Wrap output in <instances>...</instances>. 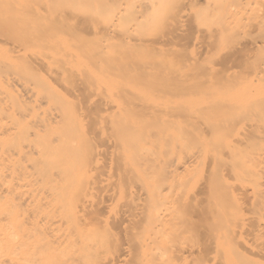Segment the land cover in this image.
I'll use <instances>...</instances> for the list:
<instances>
[{
    "label": "rangeland",
    "instance_id": "obj_1",
    "mask_svg": "<svg viewBox=\"0 0 264 264\" xmlns=\"http://www.w3.org/2000/svg\"><path fill=\"white\" fill-rule=\"evenodd\" d=\"M0 36V125L51 119L29 138L52 141L44 189L57 197H0V264H101L114 231L131 243L122 264H242V221L258 218L242 207L259 187L242 179V139L264 136V0H0ZM27 160L15 168L32 182ZM180 248L187 261L167 257Z\"/></svg>",
    "mask_w": 264,
    "mask_h": 264
},
{
    "label": "bare ground",
    "instance_id": "obj_2",
    "mask_svg": "<svg viewBox=\"0 0 264 264\" xmlns=\"http://www.w3.org/2000/svg\"><path fill=\"white\" fill-rule=\"evenodd\" d=\"M100 1H104L106 3L108 2V0H100ZM194 3L195 4H201L202 0H194ZM153 5H151V6H153ZM152 9H153V7H152ZM79 20H78V22H79ZM172 29H174V28H172ZM177 30L176 31L179 32L180 29H177ZM169 31L173 35H170L171 33H169V32L166 33V30H165V33L167 35H169L168 37H170L171 39L175 38L176 35L178 34L177 33L175 35V31L173 33L172 32L173 30L171 31V29ZM180 33L181 32H179V34ZM166 34H163V35H166ZM167 35H166V37H164V39L165 38L168 39ZM184 35L181 37H184ZM211 36H210V41L208 40L207 44H212V42L215 41V35L211 34ZM153 37H155V36H153ZM124 38H125V36H124ZM170 38L168 40H170ZM178 38H180V37H178ZM197 38L199 39V37H197ZM217 38H219V36ZM181 39L182 38H180L178 40H181ZM172 41H177V38L173 39ZM251 48L244 49V52L246 51L247 53H249L251 51ZM33 60L35 61L34 64L36 65L35 66L36 69H37V67H39V68L43 67L44 63H42V62H45L43 59L36 56L34 59H32V61ZM41 64H43V65L40 66ZM50 68H52V67H50ZM9 80H10L11 85L20 93L21 97H23L24 94L29 93L28 84L21 81L20 79H18L15 75L11 76ZM72 90H74V88ZM262 99L264 101V91L258 96V99H256L255 103H257L259 100H262ZM47 119H50V118H47ZM47 119H46V121H44L45 119H43V121H42L38 118L31 119L29 124H27L25 131H22L21 127L19 126L20 122H18V123L15 122L14 124L7 126V127L4 125H0V197H2L1 200L3 199L4 196L9 197L11 195H16L18 197V195L21 194V189L22 188L24 189V187H26L27 190H25V189L24 190L27 191L28 194H33V200L40 202V204H42L43 206L46 203H49L46 205H50L52 203H55L54 201L56 200L57 197L55 195V191L52 188L51 184H49L51 186V189H50V186L48 187L49 189L46 188L49 190L50 193H48V190H47L48 194H46V190L44 189V186L50 181L49 176L47 175L46 165H48L49 160H51V158H52V153H50V152H52L51 151V147H52L51 142L52 141L49 143L48 142L46 143L45 141L42 140V143H41L35 139L29 138L30 136H33V135H34V137H37V136H41V135L48 133V128H49L51 123L49 121L47 123ZM55 120H57V118ZM255 128H257V127H255ZM262 134H264L263 131H262ZM1 136H3L4 138L2 139ZM256 137L255 138L247 137L245 139H242V177H243L242 179H246L245 177H250V179L255 178L257 180L258 185H259L258 188L254 189L251 193H248L249 195L246 194L242 197V207L251 206V207L256 208L258 210L257 211L258 218L255 221H251V222L249 221L248 222L245 219H243V221H242V252H241L242 264H264V136L260 137V138L258 136H256ZM29 158H32L33 161L36 160L34 162L36 167L34 165L33 166L31 165V166L35 167L39 170L37 175L36 174H34V175H36V177L40 178V181H38L39 180L38 178L34 179L33 178V177H35L34 175L32 176V182H31V179L28 181L26 178L22 177L25 175L21 176L22 172H20V174H19V173H17L18 170L16 171L15 166H17V167L19 166V168H20V166L23 165L22 161L25 162ZM47 160H48V162H47ZM98 161L99 160H97L96 162L98 163ZM99 163H100V161H99ZM181 164H182V161L178 162L176 164V166L179 167ZM183 164H184V162H183ZM185 164H186V162H185ZM24 166H22V167H24ZM31 166L29 165L28 168L30 167V169H31L32 168ZM19 168H17V169H19ZM23 170L25 171V168ZM27 170H26V172H27ZM19 171H21V170H19ZM36 172L37 171H35V173ZM28 174H26V175L30 177L31 174L30 175H28ZM39 176H41V177H39ZM40 186H43V187H40ZM47 186H48V184H47ZM55 190H56V188H55ZM99 210H100V208L97 211L96 210L94 211V209H93V211H94V212L92 211L93 213L90 210V212L92 213L91 214L89 211H88L89 213H87L86 209H84V215L87 214V216H84L83 214L82 215L84 216V218H87L88 214L91 216L94 214V216H96V214L98 215L100 213ZM95 212H97V213L95 214ZM133 212H131L130 214L134 215ZM128 215H129V213H128ZM94 216H92V217H94ZM88 218H90V217H88ZM130 219H132V218H130ZM121 220H123V219H121ZM121 220H119V221H121ZM86 223H88V222H86ZM129 223L131 224V221ZM129 223H127L128 225H126V223H124L125 227H127V230H128ZM117 224L118 223L116 221V225ZM45 228H48V227H45ZM108 228L110 229V226ZM108 228H107V230L111 232V229L109 230ZM114 233L116 236V243H117L116 250H115L116 255L115 256L113 255L111 257V259H109V260L102 261L101 264H122L119 262L120 259L118 257H119V253L122 252V246H124V245L120 240L118 232L114 231ZM7 237L8 236H6V240L8 239ZM7 242H8V240H7ZM53 243L54 244H51V245H53L55 248H57L58 250L56 249V251L59 252V249H60L59 247L61 245H62L61 247H63V243H66V242H64L63 237H59V238H53ZM71 245H73V244H71ZM130 245H131V243H128L126 245V247L124 246L125 247L124 249L131 250ZM84 246H85L84 249L86 251L88 246L86 244ZM206 246H207L206 248H205V246L203 247L204 251L202 250L201 253H199V251H198L197 254H198V257H200L199 259H201V257L207 258V254H210L209 251H210L211 246L209 244ZM76 247H77V245L75 246V248ZM63 248H62V250L61 249L60 250L63 251L65 249V248L64 249ZM54 251H52V252L54 253ZM175 251L176 252L173 251L174 253L170 254L167 257L170 259L172 258L173 260H179V261H183V260L187 261L188 260V255H186L184 253L183 249L180 248L179 250L176 249ZM63 252L65 253V251H63ZM66 254H67V252H66ZM66 254L62 255V256L64 257V256H66ZM70 255L66 256V258L64 257V258L60 259L57 255V253H55L54 255H51L50 259H48V258H46V259L48 261L50 260V262H49L50 264L52 262L51 258H52L54 264H61V263L62 264H65V263L66 264H85V262L82 261V257L80 255H75V254H73V255L70 254ZM84 256H86V255H84ZM208 256H210V255H208ZM222 257H220V259H217V255H215V261H217V260L219 261V262H215V264H231V261L227 257H223V258ZM195 259H196V257H195ZM151 260L153 263L154 260L152 257H149L147 262L150 261V263H151ZM43 263L44 262L42 261V264ZM47 264H48V262H47ZM159 264H161V263H159Z\"/></svg>",
    "mask_w": 264,
    "mask_h": 264
}]
</instances>
